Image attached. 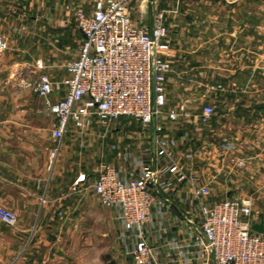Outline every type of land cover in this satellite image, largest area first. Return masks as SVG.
<instances>
[{
  "label": "crops",
  "instance_id": "0c3cea01",
  "mask_svg": "<svg viewBox=\"0 0 264 264\" xmlns=\"http://www.w3.org/2000/svg\"><path fill=\"white\" fill-rule=\"evenodd\" d=\"M155 4L169 7L166 0H155ZM93 9V0H0V35L7 43L0 56V205L15 211L22 224L0 232V242L4 241L0 244V264H110L102 256L108 250L107 244H100L99 257L92 254L91 186L104 166L125 168L127 150L119 143L110 154L107 145L106 165L98 169L93 165L90 142H85L82 149L73 139L82 132L71 127L50 172L49 152L56 145L51 134L54 117L37 92L29 94V76L38 72L37 82L45 73L55 83L52 101L65 97V65L77 56L83 39L74 14ZM177 10L183 28L195 20L196 27L202 28L198 38L213 44L211 54L200 52L198 58L203 75L210 71L206 60L213 61L211 103L215 114L199 134L188 122L186 131L191 140L180 141L174 154L189 177L210 183V201H221L215 198L213 188L219 185L216 181L229 186L235 179L228 174L221 176L220 171L227 170L223 167L238 168L234 159L250 167L264 155V0H216L182 4ZM33 60H38L42 68L30 69ZM122 122L117 120L111 125L114 134L113 129L121 128ZM147 129L150 140L151 129ZM179 136L176 134V138ZM149 143L128 152L153 164L152 155L146 151ZM227 143L233 148L223 151ZM197 150L192 161L184 158L186 152ZM248 161L250 164H246ZM171 179L177 188L174 193H154L156 198L172 203L164 235L182 238L186 232L197 234L200 219L187 190L189 184ZM261 222L264 219L255 220ZM159 233L157 229L150 231L149 239L154 247H160L159 261L166 263L167 249ZM116 238L113 264H134L118 228Z\"/></svg>",
  "mask_w": 264,
  "mask_h": 264
},
{
  "label": "built area",
  "instance_id": "2783aa9c",
  "mask_svg": "<svg viewBox=\"0 0 264 264\" xmlns=\"http://www.w3.org/2000/svg\"><path fill=\"white\" fill-rule=\"evenodd\" d=\"M183 1L176 0L170 10L158 7L155 0H93L92 12L77 13L83 39L77 56L65 68V97L52 101L55 83L47 74H41L36 85L46 110L54 117L51 134L56 145L49 152L48 168L51 172L57 163L71 127L84 130L93 118L107 132L120 118L136 120L151 129L146 151L152 155L153 164L125 151L126 167L104 166L91 186L101 204L114 211L119 236L134 264H264V234L252 230L253 199L227 197L211 202L210 183L189 177L174 154L180 141L188 143L191 135L185 131L176 138V133L167 130L166 122L187 119L199 134L214 116L210 105L197 115L184 108L180 112L165 111L170 65L163 55L171 47L167 16ZM134 12L139 22L134 21ZM5 50L0 36V55ZM232 148L227 143L222 150ZM198 153L186 152L184 158L192 161ZM232 161L237 167L245 164ZM171 178L189 184L187 190L200 219L197 234L186 232L182 238L164 235L172 203L156 198L154 193H174L177 188ZM0 220L12 228L18 225V216L3 206ZM156 229L161 232L159 239L165 241L166 263L159 261L160 247H154L149 239L150 231Z\"/></svg>",
  "mask_w": 264,
  "mask_h": 264
},
{
  "label": "rangeland",
  "instance_id": "374dc122",
  "mask_svg": "<svg viewBox=\"0 0 264 264\" xmlns=\"http://www.w3.org/2000/svg\"><path fill=\"white\" fill-rule=\"evenodd\" d=\"M162 1L164 0H160V2ZM214 1L216 0H185L180 3L179 7L182 4L192 5L205 2L211 3ZM166 3L169 7L171 5L176 6V0H166ZM151 10L152 5L149 4L148 11L151 13ZM79 11L81 10L75 11L74 15L76 17ZM187 13H189V15L195 14V12ZM185 15L183 16L184 18H186ZM180 16L181 12L177 10L176 12L169 13L167 17V24L170 31V38L172 37V43L170 42V50L163 55V59L166 60L170 65V72L167 76V81L165 84L167 93V106L165 108V111L180 112V110L184 108V111H188L192 115H197L204 106L210 105L213 107L211 103L213 96V74L211 72L213 61L212 59H209L208 61L206 60V66L209 67L208 70L210 71L209 73L203 75L198 58L200 52L211 54L213 50V44L211 42H202L201 38H198L197 34L200 30H202V28L198 29L196 27L195 20L193 21L194 23L191 26H184L183 28V25L180 22ZM133 19L135 22L140 21L138 13H133ZM0 36L3 38L2 35ZM4 42L7 47V43L5 40ZM34 67L41 69L42 65L40 64V62H38V60H33V62L30 63V69L34 70ZM37 76L38 72L30 74L29 76L30 95L37 92L36 87L34 86L37 85ZM16 94L19 95L20 93L17 92ZM118 120L123 122L121 124V128L113 129L115 131V134L113 133L112 127L110 126L111 128L109 127V134L107 135L106 131L100 126V124L95 119L91 118L87 121L85 129L79 130L82 132V134L75 135L73 137L76 143L78 145H81L82 149L84 148L83 146L85 142H87V144H89L90 142L89 146L91 147V151L93 154V165L97 166L98 169H100L104 164L106 165L104 161L106 155H104V153L106 152L107 145L111 154L112 152L116 151V148L118 146L117 144L119 143L121 148L124 147L128 151L138 147L145 148V144L150 141V135L146 126L141 125L139 122L133 119L120 118ZM188 122L189 121H187V119H182L177 123L166 122V127L169 132L181 135L183 132L188 130V128L186 127L187 124L190 123ZM73 129L76 128L73 127ZM117 132H120L121 134L117 135ZM262 132H264V129ZM246 164H250V162L248 161ZM212 165H214V162ZM223 168H226L227 170L220 171L219 174L221 176L224 174H228L229 177H233L235 179H233L234 181L231 182L229 186H222V182H220V180L218 179L216 182L219 185L216 184V186L213 188V190L216 192L215 198L217 200H223L229 196L231 198L240 200L242 198L251 197L253 199L254 208L253 219L263 220L264 155L262 157L259 156L257 159H255L253 165H251L250 167L241 166L233 170H228V167ZM212 170L216 169L212 168ZM98 200V197H96L94 193L92 202V219L90 220L91 226L93 228V235L91 236L93 245L92 254L94 258L99 257L100 244H107L108 250L103 251L102 256L103 258L107 259L110 264H113V260H115L117 256L118 246L116 243L117 224L115 214L111 208L105 207ZM13 212L15 213V211ZM15 214L17 215V213ZM20 226H22V224H20L18 218V225L13 229L20 228ZM9 227V225L0 220V232H3L5 228ZM3 243L4 241L0 242V244L2 245ZM77 253L78 252L75 253L76 257H79V254Z\"/></svg>",
  "mask_w": 264,
  "mask_h": 264
},
{
  "label": "water",
  "instance_id": "95a60500",
  "mask_svg": "<svg viewBox=\"0 0 264 264\" xmlns=\"http://www.w3.org/2000/svg\"><path fill=\"white\" fill-rule=\"evenodd\" d=\"M252 230L255 231L256 233L264 234V223L263 222H261V223H255L252 226Z\"/></svg>",
  "mask_w": 264,
  "mask_h": 264
}]
</instances>
